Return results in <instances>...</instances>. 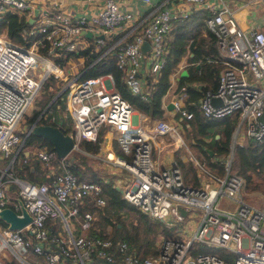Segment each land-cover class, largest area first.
<instances>
[{"label":"built area","instance_id":"obj_1","mask_svg":"<svg viewBox=\"0 0 264 264\" xmlns=\"http://www.w3.org/2000/svg\"><path fill=\"white\" fill-rule=\"evenodd\" d=\"M127 1H142L148 8L134 11L127 8ZM250 1L244 0L243 5ZM171 2L82 0L76 12L64 0H0V156L8 158L0 173V209L10 205L6 190L12 183L32 215V220L20 228L0 222V264L11 258L22 264H57L62 258L74 264H89L93 254L115 264H264V207L246 198L245 177L232 170L236 144L244 142L238 140L240 134L264 141V121L260 119L264 115V24L250 30L243 28L228 0H180L176 5ZM201 7L209 10L206 23L216 33L226 59L217 88L208 89L199 106L208 118L239 114L223 174L213 171L189 148L180 122L158 118L149 125L138 120L135 108L116 86L112 73L82 78V69L76 73L56 60L60 57L72 63V56L84 59L86 53L99 52L108 37L118 35L93 62L115 51L128 88L145 95L143 72L155 73L165 62L174 20ZM9 12H17L23 19L22 40L9 35ZM86 31H91L92 38ZM145 40L150 42L147 49L143 48ZM51 75L64 81L59 93H65V109L72 118L73 150L92 154L84 141L96 139L104 124L114 134L123 154L109 147L104 159L133 176L111 178L125 198L169 228L170 234L158 240L156 253L144 255L133 250L126 240L88 233L95 219L90 210L85 212L82 232L71 231L68 218L79 213L87 195L100 193L102 185L97 180L79 178L70 168L67 155L62 157L61 169L52 171L51 184L14 174L15 153L30 133L32 123L27 130L21 128V133L16 127ZM183 96L181 93L173 100L174 113L190 118L193 111L183 106ZM215 97L219 102H214ZM44 114L42 111L36 119L39 121ZM166 136L173 141H166ZM183 145L190 151L184 158L194 164L196 181L185 179L176 159L165 162L161 157L169 146L175 152ZM28 154L48 164L56 151L43 145ZM223 197L238 204L225 207L221 205ZM97 201L104 204L105 198L98 195ZM13 205L23 215L19 200ZM59 216L68 228L65 238L51 235L47 225L48 218ZM192 218L198 222L191 236L182 229L174 230ZM195 242L223 248L232 256L229 259L226 253L195 252Z\"/></svg>","mask_w":264,"mask_h":264},{"label":"trees","instance_id":"obj_2","mask_svg":"<svg viewBox=\"0 0 264 264\" xmlns=\"http://www.w3.org/2000/svg\"><path fill=\"white\" fill-rule=\"evenodd\" d=\"M208 13L209 10L206 7L194 8L187 16L174 20L169 31L165 62L155 73L146 72L143 74L145 95L132 92L128 88L124 79L125 71L118 66L115 51H110L93 62L106 49L109 41L101 47L99 52L86 53V63L82 67L81 77L110 72L113 74L115 84L120 92L134 108L153 118H165L166 108L163 105V96L172 83V74L177 72L180 61L185 56L188 74L179 77L177 90H183V106L193 111V116L181 118L179 113H176V116L183 124L185 137H188L191 142L195 154L205 159L213 171L223 174L225 158L230 150L231 135L239 122V114L233 112L223 117L208 118L199 106V101L205 92L208 89L215 90L217 88L219 74L224 66V59H226L219 49L216 33L206 23ZM7 15L9 35L15 40H22L20 36V29L24 24L22 17L17 12H9ZM117 37L118 35H115L114 38ZM56 60L60 65H66L64 59L56 57ZM55 80L53 75L46 79L42 86L43 95L41 94L39 99L41 107L35 108L30 114H27L26 120L29 124L33 123L49 103L45 110L47 114L42 115L39 121L57 124L64 131L70 132L72 118L65 109V93H60L51 103L49 102L56 94L55 87L49 89V84L55 86ZM107 128L108 125H102L96 139L84 141L89 152H100ZM114 143L117 153L123 154L116 140ZM43 145L54 150L52 142L44 136L34 132L25 136L23 145L14 160V172L17 176L32 181L52 183L54 174L50 173V166H60L62 157L56 153L55 157L47 164L40 158H31L29 154L27 155L28 150ZM178 150L175 151L176 162L183 168L185 179L196 181L194 164L184 160ZM67 158L70 161V168L79 178L97 180L102 185L101 192L87 195L80 205L79 213L69 218L76 220L81 227L85 212L93 211L94 226L87 231L88 233L116 240H126L133 250L144 255L156 253L158 240L163 235L170 234L165 223L161 219L152 217L125 198L111 177L103 176L98 169L93 168L91 161L96 158L92 155L74 149L67 155ZM3 161L7 163L8 158H4ZM232 170L245 177L247 192H260L264 195V141L249 139V141L237 143ZM98 195L105 198L104 204L97 201ZM10 205L14 206L13 203ZM0 222L6 224L3 220ZM62 223L60 216L48 218L47 225L50 234L59 235L58 231L63 227ZM108 226L110 229L107 228ZM194 245L195 252L201 250L228 254L225 249L212 245L200 242H195ZM231 256L229 252L228 258L230 259ZM15 261L14 258L7 259L5 264H14ZM105 261L107 260L104 257L93 254V260L89 264H107Z\"/></svg>","mask_w":264,"mask_h":264},{"label":"crops","instance_id":"obj_3","mask_svg":"<svg viewBox=\"0 0 264 264\" xmlns=\"http://www.w3.org/2000/svg\"><path fill=\"white\" fill-rule=\"evenodd\" d=\"M155 3L159 2L160 0H153ZM180 0H172L171 4L172 5H176ZM230 5L236 10V14H237V17H238V20H239V23L240 25L247 29V30H250L252 28H256L257 25H260V24H264V19H257V20H248L246 19L244 13H242L241 11H246V6L247 5H243V2L244 0H241L242 2L240 4H236L235 6H233L232 4V1L233 0H228ZM64 3L71 9V10H74L76 12H78V6L79 8L81 7V3H82V0H64ZM64 4V5H65ZM127 8H130L134 11H137L138 9L139 10H146L148 8V6L146 5L145 2H142V1H133V2H130V1H127V4H126ZM36 12L38 11V9H35ZM33 19V18H32ZM30 19V21L32 20ZM87 32V31H86ZM92 35V33H91ZM91 35H88L89 37L92 38ZM115 36H113L112 38L111 37H108L107 40H109V44L108 46L113 43L115 41L116 38H114ZM113 51V50H112ZM110 52V51H109ZM107 54V53H106ZM86 59V56L85 58ZM93 63V62H92ZM186 64H187V60H186V57L183 56L182 60L180 61V66H179V71L177 70V72H175L174 74H172V83L171 85L169 86L167 92L165 93V95L163 96V105L165 106L166 110H165V114H166V117H170L171 114H174V109H173V100L178 97L182 92L183 90L180 89V90H177L178 89V81H179V77L181 76L180 73H181V70L183 68H186ZM85 65V64H84ZM83 65V66H84ZM182 65V66H181ZM82 66V67H83ZM82 69V68H81ZM148 72V71H146ZM146 72H143L146 73ZM144 76V75H142ZM144 79V78H143ZM42 88V87H41ZM49 89H54V86L53 84H49ZM43 90L41 91V94L43 95ZM184 93V92H183ZM182 93V94H183ZM59 91L56 92V94L51 98V100L49 101L50 103L59 95ZM40 99V98H39ZM34 102L35 101H32V103L29 105L27 111H26V115L28 114V110L30 108H32V106L34 105ZM49 104V103H48ZM48 104L46 106H48ZM46 106L42 109V111H45L46 110ZM39 108V107H38ZM136 112H137V119L144 122V123H153L154 121H156V119L158 118H153L147 114H144L142 113L141 111H139L138 109H136ZM41 111V112H42ZM40 112V113H41ZM45 114H47V112H45ZM26 115H24V117H26ZM176 115V113H175ZM152 121V122H151ZM40 122V121H38ZM30 126L29 123H27L26 125L23 126V129H28V127ZM108 128L105 132V138L108 136V135H111L110 134V131L108 132ZM107 132H108V135H107ZM108 138L107 137V140L108 141ZM166 138H170V136H166ZM108 143V142H107ZM112 143V142H111ZM158 143V140L155 139V144ZM17 149L14 150V152H16ZM29 151V150H28ZM180 152V149L178 150ZM165 152V156L163 157L162 156V153ZM161 153V157H163V160L165 162H170V161H173L176 159V156H175V152H173L172 150L170 149H166V150H163ZM31 154V152H30ZM181 154V153H180ZM15 155L17 156V153H15ZM31 157V156H30ZM181 157L184 159V160H187L186 158H184L183 155H181ZM4 158H7V157H2L0 156V170L1 168H5L7 163H5L3 160ZM16 158V157H15ZM33 158V157H31ZM50 163V162H49ZM164 163V162H163ZM50 165V164H49ZM59 167V168H58ZM14 168V167H13ZM61 169V166H57L56 165H52L50 166V173H52V171H56V170H59ZM11 171V170H9ZM13 172H14V169H13ZM15 174V172H14ZM16 175V174H15ZM22 178V177H21ZM26 179V178H25ZM88 179V178H87ZM9 198H10V203H13L15 202L16 200H19V194H18V187L16 185H13L12 183L9 185L8 189L6 190ZM63 221V219H62ZM68 221H69V227L71 229V231L74 233V234H79L82 232V228L80 227V224L76 221V220H71V218H68ZM63 227L62 228H59V235L62 237V238H65L67 235H68V228L66 227L64 221L62 223ZM94 226V224H93ZM92 226V227H93ZM91 227V228H92ZM108 229H110V226L107 227ZM121 240V239H119ZM12 259V258H11ZM16 260V259H15ZM107 260V259H106ZM107 264H115L114 262L112 261H105ZM14 264H18L17 261H15ZM57 264H74L70 259H67V258H62L60 259V261L57 263Z\"/></svg>","mask_w":264,"mask_h":264},{"label":"rangeland","instance_id":"obj_4","mask_svg":"<svg viewBox=\"0 0 264 264\" xmlns=\"http://www.w3.org/2000/svg\"><path fill=\"white\" fill-rule=\"evenodd\" d=\"M241 2H242L241 0H233L232 4H233V6H235L236 4H240ZM241 12L244 13L246 19H248V20L249 19L250 20L264 19V0H254V1L251 0L250 3L247 4V6H246V11H241ZM85 63H86V59H82V57L78 58L77 56H72V63L67 62L65 67L68 70L72 69L74 72L77 73L81 70L82 66ZM72 65H74V67H71ZM55 79L56 80L54 81V85H55L54 87H55V93H56L57 91H60V88H62L64 86V81L60 77H58V78L55 77ZM42 90H43L42 88L39 89V91L37 92V94L33 98V101H35V102H34V105L32 106V108H30L28 110V114H30L35 108L41 107V105L39 103V98L41 96ZM165 118L175 119V121L180 122L177 119V116L175 115V113L171 114L170 117H165ZM26 124H27L26 117H22L19 124H18V126H20V128H18V126H17L16 130L21 133L22 132L21 128H23V126ZM150 124H152V123H149V125ZM181 128H182L183 135L185 137L183 124H181ZM242 130H244V129H242ZM108 132H107V135H108ZM107 137H109L108 141H106ZM107 137L103 140L102 148H101L100 152L99 153H92L91 152L92 154H90L94 158H96V159H93L91 161L93 163V168L98 169V171L103 176L117 177L120 175L123 177L130 176V178H131L133 175L128 170H125L121 166L115 165L113 162L107 161L104 159L109 147L112 149L116 148L115 143H114V141L116 140L114 137V134L111 132V135H108ZM185 139H186V142H187L189 148H191L193 150L191 142L189 141L188 137L187 138L185 137ZM249 139L250 138L245 136L244 134H240L238 140L240 142H242V141H249ZM166 141L172 142L173 140L171 138H168V139H166ZM171 148H172V146H169L167 149L171 150ZM179 149H180L181 155H183L184 157L186 155L188 156L190 154V151L188 150V148L185 145H183ZM193 152H194V150H193ZM95 154H97V155H95ZM162 156L163 157L165 156V152L162 153ZM246 198L248 200H251L253 203H255L257 205L264 207V195L262 193H260V192H247ZM237 204H238V201H236L232 198H229V197H223L222 198L221 205H223L225 207L234 208ZM197 222H198L197 218L189 219V222H188V220H185L184 224L178 225L177 227H175L174 230L182 229V231L184 233H186L187 236H191L192 233L194 232V230L196 229ZM16 261L18 262V264H22L20 261H18V260H16Z\"/></svg>","mask_w":264,"mask_h":264},{"label":"water","instance_id":"obj_5","mask_svg":"<svg viewBox=\"0 0 264 264\" xmlns=\"http://www.w3.org/2000/svg\"><path fill=\"white\" fill-rule=\"evenodd\" d=\"M86 34L91 35V31H87ZM148 47H150V42L149 40H145L143 43V48L147 49ZM186 74H188V70L187 68H183L180 75ZM200 86L202 85L200 84ZM214 102H219V98L215 97ZM260 119L264 121V115H262ZM29 131L49 139L52 142L57 155L60 157H65L74 148L73 135L70 132L64 131L57 124L43 121L38 122V120L35 119V121L30 126ZM210 152L213 153L212 150H210ZM19 202L23 215H19L17 210L11 205H6L0 209V220H3L11 228H20L32 220V215L24 205L22 199H19ZM182 211L185 213L184 208H182ZM65 222H68L67 219H65ZM28 231L33 232L32 229Z\"/></svg>","mask_w":264,"mask_h":264},{"label":"bare ground","instance_id":"obj_6","mask_svg":"<svg viewBox=\"0 0 264 264\" xmlns=\"http://www.w3.org/2000/svg\"><path fill=\"white\" fill-rule=\"evenodd\" d=\"M110 134H111V132H110Z\"/></svg>","mask_w":264,"mask_h":264}]
</instances>
